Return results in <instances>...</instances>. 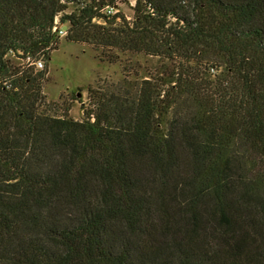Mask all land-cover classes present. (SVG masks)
I'll list each match as a JSON object with an SVG mask.
<instances>
[{"label":"trees","instance_id":"1","mask_svg":"<svg viewBox=\"0 0 264 264\" xmlns=\"http://www.w3.org/2000/svg\"><path fill=\"white\" fill-rule=\"evenodd\" d=\"M69 2L0 0V264H264V0ZM59 13L163 75L45 112Z\"/></svg>","mask_w":264,"mask_h":264},{"label":"rangeland","instance_id":"2","mask_svg":"<svg viewBox=\"0 0 264 264\" xmlns=\"http://www.w3.org/2000/svg\"><path fill=\"white\" fill-rule=\"evenodd\" d=\"M89 1L69 2L63 13L77 12L82 4ZM134 3L135 0H117L119 11L129 20ZM58 15L60 18L62 13ZM68 27L69 22L65 20L62 28ZM57 47L52 50L48 63L41 56H31L32 59H42L44 63L43 68L34 70L45 72L40 82L43 95L40 109L49 114H65L74 120L85 119V111L93 109L91 95L95 92H122L142 77L162 76L167 64L161 58L145 54H120L114 48L102 49L90 43L70 42L65 36H58ZM108 54H119L120 58L111 61L106 56ZM11 59L13 63L27 65L25 59L12 56Z\"/></svg>","mask_w":264,"mask_h":264},{"label":"built area","instance_id":"3","mask_svg":"<svg viewBox=\"0 0 264 264\" xmlns=\"http://www.w3.org/2000/svg\"><path fill=\"white\" fill-rule=\"evenodd\" d=\"M116 10L117 9L115 7H107V12L109 13H114ZM53 31H55L58 36H65L67 34V29L62 28V22L60 21L59 15H56L54 18ZM10 53L13 54L11 50ZM25 60L28 65L34 66L37 69L43 68L44 63L40 58L32 59L31 55H27Z\"/></svg>","mask_w":264,"mask_h":264}]
</instances>
